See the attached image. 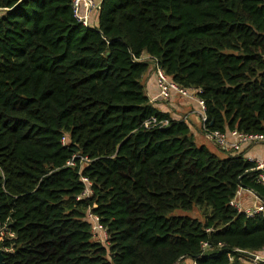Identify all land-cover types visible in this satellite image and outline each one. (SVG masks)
Wrapping results in <instances>:
<instances>
[{"label": "trees", "instance_id": "1", "mask_svg": "<svg viewBox=\"0 0 264 264\" xmlns=\"http://www.w3.org/2000/svg\"><path fill=\"white\" fill-rule=\"evenodd\" d=\"M71 6L0 0L2 263L251 261L264 214L231 202L245 190L264 204L255 161L196 145L186 123L153 108L141 79L153 60L200 90L208 131L263 133L264 0H101L89 28ZM81 177L91 194L78 199ZM193 209L202 221L173 215Z\"/></svg>", "mask_w": 264, "mask_h": 264}, {"label": "built area", "instance_id": "2", "mask_svg": "<svg viewBox=\"0 0 264 264\" xmlns=\"http://www.w3.org/2000/svg\"><path fill=\"white\" fill-rule=\"evenodd\" d=\"M101 0L96 2V0H72V14L77 23L81 26L89 28L93 27L91 23V16L94 12H98L100 10ZM99 13V12H98ZM144 59H149L148 57H144ZM155 63V62H154ZM155 80L157 86V97L166 99L169 97L170 94L178 95L180 98H184L186 100H191L198 104L200 108V122L202 125V129L205 132L207 138L212 141L222 153H237L242 145H251V144H264V132L260 134H242L237 131H230L227 133H219V132H210L206 129L204 123L206 122V118L204 115V106L202 101L198 98V94L200 90L197 89H183L173 83L170 78L164 73V71L157 66L155 63ZM151 122H155V118H151ZM164 124H166L164 122ZM66 138L61 139V144L65 145ZM74 159V157H73ZM73 159L67 162V166L73 167L74 162ZM88 160L87 158H81V163H86ZM253 161V160H250ZM257 170H260V174L258 176V181L260 183H264V159L262 160H255ZM81 182L85 185L84 191L81 193L80 198L88 197L91 194L89 189V181L81 177ZM240 191V190H239ZM239 191L237 194H239ZM245 191V190H244ZM248 193H252L246 191ZM231 202V205L237 209V211L243 213L247 217H252L255 214L262 213L264 214V204L260 202L259 199L258 204L254 205L253 208L244 209L236 202V197ZM255 195V194H254ZM256 196V195H255ZM256 198H258L256 196ZM89 217V218H88ZM86 219L91 225L93 235H96L97 232L102 233L104 235V241L106 240L105 229L98 223L97 217L90 212H87ZM4 233L0 232V241L4 237ZM207 244H203V248H206ZM261 253L260 257L262 261H264V247L259 252ZM257 253V255L259 254ZM255 259V258H254ZM256 258L255 260H257ZM258 263V262H257ZM194 264V263H193Z\"/></svg>", "mask_w": 264, "mask_h": 264}, {"label": "crops", "instance_id": "3", "mask_svg": "<svg viewBox=\"0 0 264 264\" xmlns=\"http://www.w3.org/2000/svg\"><path fill=\"white\" fill-rule=\"evenodd\" d=\"M149 61V68L142 77L141 83L153 108L160 113L168 115L169 118L174 121H183L186 123L196 145L206 147L219 158H225L227 154L222 153L219 148L207 138L203 131L200 122V108L197 103L180 98L175 94H170L166 99L157 97L155 63L153 60ZM207 145L211 147L209 148ZM237 153L243 155L247 160H262L264 159V144L242 145ZM240 192H242L243 197L250 194L244 190H240L239 194Z\"/></svg>", "mask_w": 264, "mask_h": 264}, {"label": "rangeland", "instance_id": "4", "mask_svg": "<svg viewBox=\"0 0 264 264\" xmlns=\"http://www.w3.org/2000/svg\"><path fill=\"white\" fill-rule=\"evenodd\" d=\"M96 2H99V0H96ZM98 12H99V10H98ZM98 12H94L92 14V16H91V23H92V25H94L97 22ZM207 147H209V146L207 145ZM256 199H258V198H256V196L253 193L247 194V195H245L243 197L242 196V192H240V194H237L236 202L240 206H242L244 209H247V208H253L254 205L258 204V201ZM173 215H186V216H189L191 218L197 219L199 221H202L203 220L202 219V216H201V212L198 209H193L190 212L175 211L173 213ZM93 239L94 240H98L101 243H103L104 242V235L102 233L97 232L96 235H93ZM260 254L261 253H259L258 255H257V253L252 254L251 256H252L253 259L251 261H244V260H242L241 263L242 264H257V262H264L260 258V257H262V256H260ZM254 258L255 259L258 258V259L255 260ZM180 264H193V262L191 260H185V261L181 262Z\"/></svg>", "mask_w": 264, "mask_h": 264}, {"label": "water", "instance_id": "5", "mask_svg": "<svg viewBox=\"0 0 264 264\" xmlns=\"http://www.w3.org/2000/svg\"><path fill=\"white\" fill-rule=\"evenodd\" d=\"M2 259H3V257H2V251L0 250V264H3L2 263Z\"/></svg>", "mask_w": 264, "mask_h": 264}]
</instances>
